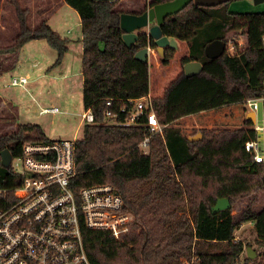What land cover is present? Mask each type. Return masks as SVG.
<instances>
[{
	"label": "trees",
	"instance_id": "16d2710c",
	"mask_svg": "<svg viewBox=\"0 0 264 264\" xmlns=\"http://www.w3.org/2000/svg\"><path fill=\"white\" fill-rule=\"evenodd\" d=\"M63 1L80 19L82 101L84 110L93 116V123L82 127L81 139L74 141L75 176L70 187L77 192L109 184L134 216L119 240L88 233L85 245L90 263L249 264L252 260H240L244 244L235 239L234 232L251 223L261 248L257 255L264 264V208L244 211L237 220L230 208L213 213L220 199H228L231 206L252 188L264 191V164L255 163L254 154L244 149L247 141L258 140L255 126L245 120L235 130L197 142H189L175 126L184 117L243 105L247 100H262L264 110V13H230L231 0L213 8L190 4L163 22V36L188 46L181 66L199 62L203 70L192 77L182 71L161 98L151 99L165 128L157 140H151L145 154L138 147L147 134L145 120L133 112L134 103L149 93V65L134 55L155 45L141 33L127 48L119 21L123 13L142 14L146 2L143 10L131 11L124 10L119 0ZM150 1L154 6L172 0ZM11 5L19 35L12 47L0 48V56L18 53L30 41L45 40L56 51L54 66H59L70 41L45 22L30 29L28 11L17 0ZM231 33L244 36V49L207 59L205 47L214 41L226 45ZM173 53L166 49L162 66L169 64ZM52 142L38 124L17 125L12 132L0 134V156L4 150L12 157L20 155L25 143ZM12 178L11 169L0 162V182L13 184Z\"/></svg>",
	"mask_w": 264,
	"mask_h": 264
},
{
	"label": "rangeland",
	"instance_id": "374dc122",
	"mask_svg": "<svg viewBox=\"0 0 264 264\" xmlns=\"http://www.w3.org/2000/svg\"><path fill=\"white\" fill-rule=\"evenodd\" d=\"M8 1L5 0L1 3L0 8V48L12 47L19 35L16 12L8 4ZM21 1L20 3L24 5L22 7H27L31 11V16L27 20L30 29L45 22L62 39L69 40L70 44L59 66H54L57 58L56 51L50 48L45 40L30 41V44L27 43V46L25 44L18 53L0 56V73L3 71L0 74V134L12 132L17 125L31 123L39 124L50 140H79L82 137L81 115L85 112L81 82L82 47L77 42L81 32L79 16L65 5L60 7L61 9L48 11L45 8L47 5L53 4L52 0H49L50 2L47 4L44 0H35L43 3ZM149 1L134 0L131 3L119 0V3L124 10H138L142 8V3ZM37 6L42 9L36 8ZM228 6L230 13H264V2L254 5L252 0H233L229 2ZM41 10L47 12L46 15L39 16ZM38 22L39 24H37ZM244 42L245 38L242 34H229L225 54L233 55L235 52L243 50ZM178 46L179 52L175 53L174 51L165 69L160 68L159 59L155 66L156 56L148 55L151 73L150 89L153 96L159 95L162 88L167 86L176 74L179 75L182 72L179 58L185 51L186 44L178 43ZM177 57L178 63H176ZM15 59L16 63H14ZM21 76H26L28 79L25 86L10 85L12 78ZM231 107L216 109L210 113L201 112L194 117H184L178 120L175 126L186 138L198 134L202 138L215 137L223 131L239 128L245 121V115L248 112H253L244 104ZM50 108H57L59 113L39 115V111ZM158 137L155 136L153 141ZM13 166L16 169H21V164L16 161L13 162ZM209 192L211 190L206 193ZM263 208L264 191L258 188H252L250 192L237 197L230 206L231 215L235 220L240 218L244 211L257 212ZM234 235L237 241H242L244 244L243 252L240 255L241 261L247 258V247L252 248L256 254L261 251L256 242L253 225L249 223L240 225ZM261 260L262 258L257 255L249 264H261Z\"/></svg>",
	"mask_w": 264,
	"mask_h": 264
},
{
	"label": "built area",
	"instance_id": "2783aa9c",
	"mask_svg": "<svg viewBox=\"0 0 264 264\" xmlns=\"http://www.w3.org/2000/svg\"><path fill=\"white\" fill-rule=\"evenodd\" d=\"M149 54L156 56L155 49ZM27 81L26 76L14 77L10 85L25 86ZM151 99L137 100L133 112L145 120L147 134L138 144L145 154L151 140L165 128L153 111ZM258 101L247 100L244 105L255 111ZM54 113L59 110L40 111L41 115ZM81 122L82 127L93 123L90 111L81 115ZM74 141L25 143L20 155L11 156L7 169H11L13 184L0 182V264H91L85 245L88 233L119 240L134 221L111 185L77 192L71 189ZM244 149L254 154L255 163L264 164L257 142L247 141ZM14 161L21 164V169L13 166Z\"/></svg>",
	"mask_w": 264,
	"mask_h": 264
},
{
	"label": "water",
	"instance_id": "95a60500",
	"mask_svg": "<svg viewBox=\"0 0 264 264\" xmlns=\"http://www.w3.org/2000/svg\"><path fill=\"white\" fill-rule=\"evenodd\" d=\"M103 2H114L116 0H92ZM231 0H172L163 4L150 6V2H146V10L140 14L123 13L120 15V29L123 32L122 40L127 48L134 45L141 33H144L149 39L154 41L156 56L159 60H163L166 49L177 52L179 50L178 43L174 39H168L162 35L161 25L170 17H173L182 12L188 5L193 4L197 7L213 8ZM254 5H259L264 0H252ZM153 50L151 47H146L134 55V58L142 63H147L148 51ZM226 51V45L222 41H214L208 44L204 49V55L209 60H217L223 56ZM203 68L199 62H189L183 65L182 71L185 77L197 76L202 72ZM264 85V82H263ZM246 121H251L252 124L258 128V140L264 137V110L263 101L257 102V108L253 112H248L245 115ZM202 138L200 134L188 137L189 142H197ZM257 140V141H258ZM258 152L264 154L258 147ZM1 166L5 169L9 167L11 155L8 150H4L0 156ZM230 208L228 199H220L217 201L213 208V213ZM246 256L248 259L253 260L257 254L252 248H246Z\"/></svg>",
	"mask_w": 264,
	"mask_h": 264
},
{
	"label": "crops",
	"instance_id": "0c3cea01",
	"mask_svg": "<svg viewBox=\"0 0 264 264\" xmlns=\"http://www.w3.org/2000/svg\"><path fill=\"white\" fill-rule=\"evenodd\" d=\"M5 0H0V8H1V3H3ZM11 1L12 0H9L8 1V4H10V6L13 8V6L11 5ZM18 1V3H19V5H20V7L22 8V9H26L27 11H28V15H27V20H28V18H29V16H31V11H30V9H28L27 7L26 8H23L22 6H24V5H22L21 3H20V0H17ZM22 1H26V0H22ZM21 1V2H22ZM30 1V3H37V2H40V3H43L42 1H35V0H29ZM45 1V3L47 4V3H49L50 1L49 0H44ZM124 1H129V2H131L132 3V1H134V0H124ZM145 1V0H144ZM148 1V0H147ZM52 2H53V4L52 5H47V7L45 8V9H47L48 11H50V10H52V9H55V10H57V9H61L60 7H63V5H65V6H67L65 3H64V1L63 0H52ZM143 4V3H142ZM135 6V5H134ZM133 6V7H134ZM35 8V7H34ZM36 8H39V9H42L40 6H37ZM67 8H69L68 6H67ZM14 9V8H13ZM14 11H15V9H14ZM131 11H135V9L134 10H131ZM45 13H47V12H45V11H40L39 12V16H44V15H46ZM40 22V21H39ZM39 22L37 23V24H39ZM36 24V25H37ZM27 25H28V21H27ZM32 29V28H31ZM178 43H184V42H178ZM28 44H30V43H28ZM27 43H26V46L28 45ZM186 44V43H185ZM79 45L81 46V44L79 43ZM179 47V46H178ZM177 52H179V50L177 51ZM187 52H188V46H187V44H186V49H185V51H183V53L181 54V56H180V58L179 59H181L182 57H184V56H186L187 55ZM176 53V52H175ZM156 58V60H155V66H157V56L155 57ZM147 60H148V58H147ZM178 61V57L176 58V63H178L177 62ZM147 63H148V61H147ZM161 64V63H160ZM160 66V68L161 69H165V68H167V67H165V66H162V65H159ZM150 76H151V73H150V67H149V93H148V95H147V97H150V98H156V97H161V95H163V91H164V89L169 85V83L170 82H172L177 76H178V74H176V76L174 77V79L173 80H171L168 84H167V86H165L164 88H162V90L160 91V93H159V95H157V96H153L152 95V93H151V89H150ZM232 108V107H231ZM231 108H228V109H231ZM223 109H226V108H223ZM212 111H215V110H208V111H205L206 113H210V112H212ZM201 114V113H200ZM39 115H40V111H39ZM196 115H199V113H197V114H194V115H191V116H188V117H194V116H196ZM225 116V115H224ZM39 125V124H38ZM40 126V125H39ZM41 127V126H40ZM257 147H260V149H261V151H263L264 150V137L263 138H260L258 141H257ZM259 149V148H258ZM249 224H251V223H249ZM252 225V224H251Z\"/></svg>",
	"mask_w": 264,
	"mask_h": 264
},
{
	"label": "flooded vegetation",
	"instance_id": "af4514ba",
	"mask_svg": "<svg viewBox=\"0 0 264 264\" xmlns=\"http://www.w3.org/2000/svg\"><path fill=\"white\" fill-rule=\"evenodd\" d=\"M140 9H142V10H143V8H140ZM140 9H138V10H140Z\"/></svg>",
	"mask_w": 264,
	"mask_h": 264
}]
</instances>
